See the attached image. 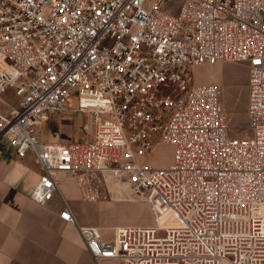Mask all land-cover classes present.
Instances as JSON below:
<instances>
[{"label":"built area","instance_id":"2783aa9c","mask_svg":"<svg viewBox=\"0 0 264 264\" xmlns=\"http://www.w3.org/2000/svg\"><path fill=\"white\" fill-rule=\"evenodd\" d=\"M224 61L248 69L247 135L231 133L220 85L194 78ZM69 110L89 138L42 140ZM2 137L41 170L30 199L59 197L98 264H264V0H0ZM161 143L168 165L142 160ZM59 174L90 202H147L155 224L105 237Z\"/></svg>","mask_w":264,"mask_h":264},{"label":"crops","instance_id":"0c3cea01","mask_svg":"<svg viewBox=\"0 0 264 264\" xmlns=\"http://www.w3.org/2000/svg\"><path fill=\"white\" fill-rule=\"evenodd\" d=\"M239 65L244 68L243 73H246L248 79L246 65ZM222 101L228 111L234 109L238 103L240 111L246 113L248 97L245 101ZM75 113L74 120L80 115L85 116L78 111ZM50 120L53 121L56 132L43 136L42 140L80 141L77 139L81 137V126L77 121L73 124L66 119L68 122L64 124L65 129L62 132V114L52 113ZM40 173L32 154L19 158L9 140L6 137L0 138V264H98L87 250L77 227L60 217L63 205L59 197H55L47 205L37 204L30 199V191ZM58 179L66 199L70 197L66 196L69 184L72 183L78 190L75 179L63 174H59ZM105 202L97 203L101 205ZM119 262L113 259L105 260L101 264Z\"/></svg>","mask_w":264,"mask_h":264},{"label":"rangeland","instance_id":"374dc122","mask_svg":"<svg viewBox=\"0 0 264 264\" xmlns=\"http://www.w3.org/2000/svg\"><path fill=\"white\" fill-rule=\"evenodd\" d=\"M172 4L173 10L177 12L180 0H172ZM239 64L240 63L224 61L214 65L204 64L196 66L193 68L195 81L197 83H216L220 85L222 90V99H243V101H245L248 97V79L246 73H243L244 68ZM6 98L8 101L12 103L14 102L11 92L6 93ZM74 105H77L76 96L70 99V106L74 107ZM244 106L245 104L243 103V107ZM224 109L229 116V121L232 126L231 133L233 135L249 134V129L247 128L249 118L245 111H240L238 103L235 104V108L231 111H228L225 107ZM69 111L70 112H58L62 114V132H64L65 129L64 124L68 122L66 119H69V123L76 124L77 121L79 126H81V137L77 140L89 138L91 131L82 130L83 126L89 123V118L86 115H80L77 120H74L76 115L75 111ZM50 119L38 126L41 139H43V136L45 135H52L56 132V129L53 126V121ZM173 149V146L170 144H157L151 152L143 155L142 160L156 166H166L173 159ZM68 186L69 188L66 196H70L67 197V199L78 220L86 225L98 226L104 236H113L115 228L121 225L155 224L152 209L145 201H106L100 205L97 202H90L83 199L79 195L77 188H75L72 183ZM69 193L71 194L69 195ZM118 261L122 262L121 260Z\"/></svg>","mask_w":264,"mask_h":264},{"label":"bare ground","instance_id":"6f19581e","mask_svg":"<svg viewBox=\"0 0 264 264\" xmlns=\"http://www.w3.org/2000/svg\"><path fill=\"white\" fill-rule=\"evenodd\" d=\"M168 214V213H167ZM162 219H166V215L165 216H163V218ZM163 221H161V224L162 225H164V224H168L166 221H164V223H162Z\"/></svg>","mask_w":264,"mask_h":264}]
</instances>
